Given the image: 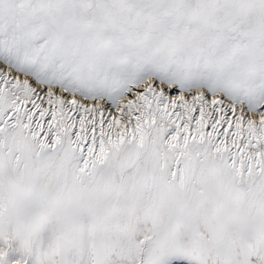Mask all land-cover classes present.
<instances>
[{"label": "snow or ice", "instance_id": "obj_1", "mask_svg": "<svg viewBox=\"0 0 264 264\" xmlns=\"http://www.w3.org/2000/svg\"><path fill=\"white\" fill-rule=\"evenodd\" d=\"M0 264H264V0H0Z\"/></svg>", "mask_w": 264, "mask_h": 264}, {"label": "rangeland", "instance_id": "obj_2", "mask_svg": "<svg viewBox=\"0 0 264 264\" xmlns=\"http://www.w3.org/2000/svg\"><path fill=\"white\" fill-rule=\"evenodd\" d=\"M255 115L257 116V118L259 117V112L255 113Z\"/></svg>", "mask_w": 264, "mask_h": 264}]
</instances>
